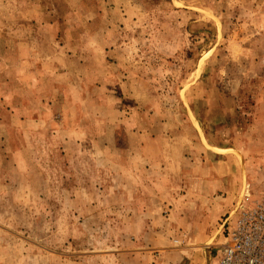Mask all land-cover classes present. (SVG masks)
I'll use <instances>...</instances> for the list:
<instances>
[{
	"label": "rangeland",
	"instance_id": "1",
	"mask_svg": "<svg viewBox=\"0 0 264 264\" xmlns=\"http://www.w3.org/2000/svg\"><path fill=\"white\" fill-rule=\"evenodd\" d=\"M263 198L264 0H0V264H218Z\"/></svg>",
	"mask_w": 264,
	"mask_h": 264
},
{
	"label": "built area",
	"instance_id": "2",
	"mask_svg": "<svg viewBox=\"0 0 264 264\" xmlns=\"http://www.w3.org/2000/svg\"><path fill=\"white\" fill-rule=\"evenodd\" d=\"M238 211L224 222L218 264H264V198Z\"/></svg>",
	"mask_w": 264,
	"mask_h": 264
},
{
	"label": "crops",
	"instance_id": "3",
	"mask_svg": "<svg viewBox=\"0 0 264 264\" xmlns=\"http://www.w3.org/2000/svg\"><path fill=\"white\" fill-rule=\"evenodd\" d=\"M194 172H195V175L197 176L196 178H195V175L194 174L193 175H189V174H185L184 175L185 177L183 178V181H182V186L183 187H187L188 186V187L191 188V187L196 186V185L201 186V184L204 183V181L206 180V177H205L206 175H204L201 170H194ZM211 179H215L213 181V183L215 182V184L213 185L212 188L216 187L217 185L221 186V183H222L221 177L218 176L216 173L213 175V177ZM173 183H175V182L173 181ZM169 189H171V186H169ZM191 190L194 192L192 194V196L195 195V194H197L196 197H198V199H200V197H201V199H204L203 196H205V193H206V196H210V197H214L215 194L217 193V198H215L213 201H215L217 203V205L221 204V206L223 207V209L226 206L225 211L228 208H230V206H231L230 203L233 201L232 194H231L232 192L230 190H224V193H221V194H220L221 188H219V190H211L210 189L209 192H206L208 190H205V189H202V190L201 189H198V190H196V188H194V187ZM201 192H204V194L201 195ZM192 196L190 195L189 192H187V196L186 197L189 200H191V201L195 199ZM231 211H232V209H231ZM209 232L210 231H206V232L204 231V232H202L201 234H199L198 238L195 241L197 243H204V242H206L210 238ZM222 234L223 233H221V235ZM223 238H224V236H223ZM217 245L220 246L218 243H217ZM217 263H218V261H217Z\"/></svg>",
	"mask_w": 264,
	"mask_h": 264
}]
</instances>
